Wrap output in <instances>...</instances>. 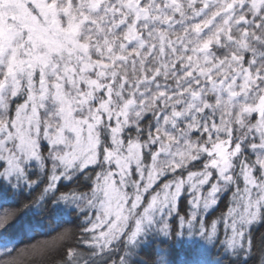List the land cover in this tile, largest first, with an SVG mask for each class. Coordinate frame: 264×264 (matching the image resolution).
Masks as SVG:
<instances>
[{
  "label": "snow or ice",
  "instance_id": "obj_1",
  "mask_svg": "<svg viewBox=\"0 0 264 264\" xmlns=\"http://www.w3.org/2000/svg\"><path fill=\"white\" fill-rule=\"evenodd\" d=\"M262 225L264 0H0V264H264Z\"/></svg>",
  "mask_w": 264,
  "mask_h": 264
},
{
  "label": "trees",
  "instance_id": "obj_2",
  "mask_svg": "<svg viewBox=\"0 0 264 264\" xmlns=\"http://www.w3.org/2000/svg\"><path fill=\"white\" fill-rule=\"evenodd\" d=\"M219 210H223V205H221V209H219ZM219 210H218V211H219ZM67 227L71 228L72 225H68ZM262 235H264V225H262V226L256 231V233H255V237H254V239H255V241H256L257 243L259 242V239H260V237H261Z\"/></svg>",
  "mask_w": 264,
  "mask_h": 264
}]
</instances>
